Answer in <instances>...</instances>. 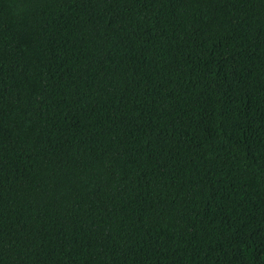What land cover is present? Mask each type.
Returning a JSON list of instances; mask_svg holds the SVG:
<instances>
[{"label":"trees","instance_id":"trees-1","mask_svg":"<svg viewBox=\"0 0 264 264\" xmlns=\"http://www.w3.org/2000/svg\"><path fill=\"white\" fill-rule=\"evenodd\" d=\"M0 264H264V0H0Z\"/></svg>","mask_w":264,"mask_h":264}]
</instances>
